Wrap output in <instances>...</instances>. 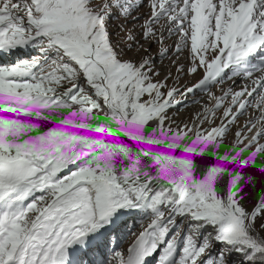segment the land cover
I'll return each instance as SVG.
<instances>
[{"label":"snow or ice","instance_id":"obj_1","mask_svg":"<svg viewBox=\"0 0 264 264\" xmlns=\"http://www.w3.org/2000/svg\"><path fill=\"white\" fill-rule=\"evenodd\" d=\"M261 141L264 0H0V264H264Z\"/></svg>","mask_w":264,"mask_h":264},{"label":"rangeland","instance_id":"obj_2","mask_svg":"<svg viewBox=\"0 0 264 264\" xmlns=\"http://www.w3.org/2000/svg\"><path fill=\"white\" fill-rule=\"evenodd\" d=\"M144 11H146V9H144ZM157 63H158V65H159V60L157 61ZM169 63V61L167 60V59H165L164 61H163V64L164 65H167ZM198 77H193V76H191V75H189V76H187V77H185V79L186 80H195V79H197ZM235 80H236V78H235ZM229 81V82H228ZM239 82V83H238ZM230 83V84H229ZM244 82H242L241 80H238L235 84H233V81L232 80H225L224 81V83L223 84H221V85H217L214 89H213V91L214 92H216V94L217 95H220L221 94V92H220V89L221 88H224L225 90H227V88L229 87V86H232V87H234V89L235 90H238L237 89V86L238 85H241V84H243ZM255 95V94H254ZM196 99H198L199 101H200V103L199 104H193L192 103V101H193V97L191 96V95H189L188 97H187V101H186V103H187V107L186 108H182L181 109V112H180V115H181V117L182 118H186V117H188L189 115H192V114H194L196 111H198L199 110V108H200V106L203 104V103H205V102H207V96H206V94H204V93H200V92H197L196 93ZM249 99H251V98H249ZM222 111V110H221ZM260 115V112H259V110L258 109H256V108H254V107H250V108H248V110L244 113V115H242V116H240V118H239V120H238V122H237V126H242L244 123H245V121H247V120H249L250 118H252V117H254V116H259ZM237 126H234L232 129H231V133H230V135H229V139L231 140L232 139V133H234L235 131H236V127ZM257 127H259V125L257 126ZM255 131V129H253V132ZM261 142H264V141H261ZM256 191H259V185H257V188H256ZM253 195H255V193H253ZM142 229H141V227L138 229V230H136L135 232L138 234L139 233V231H141ZM131 236H132V240H131V242L135 239V237L131 234ZM131 242L127 245V247H126V249L129 247V245L131 244Z\"/></svg>","mask_w":264,"mask_h":264},{"label":"bare ground","instance_id":"obj_3","mask_svg":"<svg viewBox=\"0 0 264 264\" xmlns=\"http://www.w3.org/2000/svg\"><path fill=\"white\" fill-rule=\"evenodd\" d=\"M238 80H241L242 82H244L243 84H241V85H238L237 86V89L238 88H240V87H242L245 83H246V81H244V80H242V79H239V78H236V80H235V83L238 81ZM229 82V81H228ZM239 83V82H238ZM230 84V83H229ZM236 85V84H235Z\"/></svg>","mask_w":264,"mask_h":264}]
</instances>
